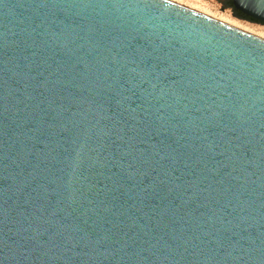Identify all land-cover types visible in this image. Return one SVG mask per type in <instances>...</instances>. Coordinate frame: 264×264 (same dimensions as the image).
<instances>
[{
  "label": "water",
  "instance_id": "95a60500",
  "mask_svg": "<svg viewBox=\"0 0 264 264\" xmlns=\"http://www.w3.org/2000/svg\"><path fill=\"white\" fill-rule=\"evenodd\" d=\"M0 264H264V40L167 0H0Z\"/></svg>",
  "mask_w": 264,
  "mask_h": 264
},
{
  "label": "bare ground",
  "instance_id": "6f19581e",
  "mask_svg": "<svg viewBox=\"0 0 264 264\" xmlns=\"http://www.w3.org/2000/svg\"><path fill=\"white\" fill-rule=\"evenodd\" d=\"M172 3H175L177 5H180L182 7H185L187 9L193 10L195 12H198L202 15H205L211 19H214L218 22H221L225 25H228L230 27H233L235 29H238L240 31H243L245 33H248L250 35H253L257 38H260L264 40V27L263 26H258V25H253L250 23H246L241 20H238L229 14L227 11H211L207 9L206 7H203L202 3L199 2L200 0H187L183 3L182 0L177 1V0H167ZM191 1V2H190ZM207 6V5H206ZM211 9V8H210Z\"/></svg>",
  "mask_w": 264,
  "mask_h": 264
},
{
  "label": "rangeland",
  "instance_id": "374dc122",
  "mask_svg": "<svg viewBox=\"0 0 264 264\" xmlns=\"http://www.w3.org/2000/svg\"><path fill=\"white\" fill-rule=\"evenodd\" d=\"M177 1L181 2V0H177ZM185 1L187 3V0H182L183 3ZM199 2L202 3L203 7H206L207 9H209L211 11H222V12L227 11V12H229V14H231L232 17H234L232 14V11L229 8L224 7V5H223L224 0H200ZM234 18H236V17H234ZM236 19H238V18H236ZM238 20H241V19H238ZM241 21H243V20H241ZM244 22L264 27V24L252 23V22L245 21V20H244Z\"/></svg>",
  "mask_w": 264,
  "mask_h": 264
},
{
  "label": "trees",
  "instance_id": "16d2710c",
  "mask_svg": "<svg viewBox=\"0 0 264 264\" xmlns=\"http://www.w3.org/2000/svg\"><path fill=\"white\" fill-rule=\"evenodd\" d=\"M223 5H224V7L229 8L232 11L233 16L238 18V19L249 21L252 23H259V22L255 21L249 17H246L241 12L237 11L232 4V0H224Z\"/></svg>",
  "mask_w": 264,
  "mask_h": 264
},
{
  "label": "flooded vegetation",
  "instance_id": "af4514ba",
  "mask_svg": "<svg viewBox=\"0 0 264 264\" xmlns=\"http://www.w3.org/2000/svg\"><path fill=\"white\" fill-rule=\"evenodd\" d=\"M261 24V23H260Z\"/></svg>",
  "mask_w": 264,
  "mask_h": 264
}]
</instances>
